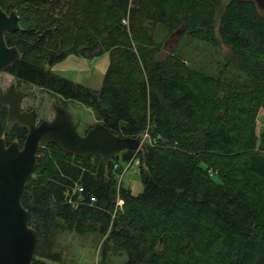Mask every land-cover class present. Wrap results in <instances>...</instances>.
Masks as SVG:
<instances>
[{"label":"trees","instance_id":"16d2710c","mask_svg":"<svg viewBox=\"0 0 264 264\" xmlns=\"http://www.w3.org/2000/svg\"><path fill=\"white\" fill-rule=\"evenodd\" d=\"M68 1L47 7L49 0H15L25 10L21 16L28 21L32 13L36 21L5 35L20 53L5 71L90 108L115 135L135 138L148 128L155 143L145 145L147 170L142 153L128 150L110 160L105 173L100 156L75 157L49 143L80 164L37 157L36 177L21 198L37 233L32 264L52 260L58 222L79 235H106L103 259L111 242L112 251L126 253V264H264V118L256 132L264 109V16L256 2L230 0L217 13L213 0ZM156 25L171 34L183 26L192 38L240 52L244 80L197 72L171 54L160 59ZM41 49L50 50L46 66L71 54H108L101 89L89 90L28 58ZM5 117L0 106V132ZM132 160L139 162L137 172L127 173L140 178L138 194L119 182ZM75 185L80 191L74 193Z\"/></svg>","mask_w":264,"mask_h":264},{"label":"rangeland","instance_id":"374dc122","mask_svg":"<svg viewBox=\"0 0 264 264\" xmlns=\"http://www.w3.org/2000/svg\"><path fill=\"white\" fill-rule=\"evenodd\" d=\"M1 1H3L5 5L9 3L15 4L16 9L23 11V13L25 11L20 9L21 7L15 2V0ZM60 1L61 0L55 2V0H49L46 6L48 7L51 4L56 5L58 2L61 4ZM213 1L217 7V13H220L230 0ZM257 9L259 13L264 16V8L257 6ZM66 10L69 11L67 12ZM58 11L60 10L53 11V9H50V12L53 14H58ZM61 12L71 15L74 14V11L68 9L67 7H63ZM28 16L29 22L26 21V18L23 17L22 14V27H29L36 21V18L32 13H27L26 17ZM216 19H218V16ZM215 23L217 24V21ZM153 36L155 44L160 47V51L158 53V57L160 59H163L171 54L177 59L185 62L191 69L197 72L218 77L222 80H244L242 71V54L238 51L232 50L230 47L224 45H220L219 47L210 46L202 41L192 38L184 31L179 34H171L167 31V29L160 25H156L154 28ZM70 45H72V41L71 39H68V43L65 45L64 49L68 50ZM48 53H50L49 49H41V52L30 55L28 58L30 60H34V62L40 64L52 74L84 86L89 90L98 91L101 89L104 74L109 66L108 54L105 53L103 55L92 57L81 56L80 54H71L64 60L54 65L46 66V59H44V56ZM13 83H15V81L10 74L5 71L0 73V87L2 89H7V87ZM17 85L18 88L25 93L21 101V108L32 110L36 114V118L39 121L52 120L54 116L52 103L65 105L67 111L71 115L77 132L81 135H83L95 122L99 121L94 112L81 103L70 100L64 101V99L52 92L29 83L17 80ZM263 118L264 109L259 112L257 118V133H259V130L263 125ZM11 125L7 124L5 117L2 124L4 132H10L9 129ZM143 135L142 144L149 145L151 135L149 134L148 128L143 132ZM46 155L52 159L54 157L60 160L65 159V162H69L70 164H80V160H76L73 157L68 159L66 157H62L60 151L53 146H49L48 144L39 146V149L37 150V157H43ZM96 161L97 159L94 157L90 160V162L93 163ZM32 176L36 177V173L33 172L30 177ZM119 180V182L123 186L128 187L133 194H138L142 191L143 187L140 182V178L136 175L133 176L126 172L121 178L119 177ZM116 203L118 205L120 202L117 200ZM55 228L59 229L54 232V235L50 239L53 245V248L51 249L53 257L51 261L47 260V264H126V253H116L112 251L113 244L111 242L108 243L106 257L103 259L102 250L103 245L105 244L106 235L101 236L98 233L79 235L72 230L63 229L67 227L63 225L62 222H58Z\"/></svg>","mask_w":264,"mask_h":264},{"label":"water","instance_id":"95a60500","mask_svg":"<svg viewBox=\"0 0 264 264\" xmlns=\"http://www.w3.org/2000/svg\"><path fill=\"white\" fill-rule=\"evenodd\" d=\"M264 8V0H254ZM19 30L18 16L12 11L6 14L0 9V73L20 58L18 49L7 46L6 32ZM184 31L182 26L177 34ZM24 96L13 83L4 93L0 88V105L7 108V121L17 122L28 129L22 147L17 142L9 145L0 138V264H32L37 233L28 225L29 213L22 206L24 187L37 167V150L40 145L56 144L63 152L85 158L98 155L106 165L117 154L140 151L142 167L147 157L146 146L141 136L121 137L113 134L102 122H95L83 135L73 124L70 113L60 105L52 103V120H43L37 126L34 113L21 111Z\"/></svg>","mask_w":264,"mask_h":264},{"label":"flooded vegetation","instance_id":"af4514ba","mask_svg":"<svg viewBox=\"0 0 264 264\" xmlns=\"http://www.w3.org/2000/svg\"><path fill=\"white\" fill-rule=\"evenodd\" d=\"M0 9H2L6 14H9L10 12H12V11H14V12H16V14H17V16H18V24H19V30H17V31H15V32H6L5 33V35L6 34H14V33H16V32H18V31H20V30H23L22 29V26H21V14H20V10L19 9H16L15 7V4H4V2L3 1H0ZM4 35V36H5ZM7 44V43H6ZM15 47V46H14ZM5 71V70H4ZM4 71H2V72H4ZM6 72V71H5ZM11 76V75H10ZM15 81V80H14ZM15 88L17 89V90H20L19 88H18V85H17V81H15ZM12 85V84H11ZM10 85V86H11ZM10 86L9 87H7V89H2L1 87V90H2V92H6L9 88H10ZM24 92V91H23ZM24 95H25V93H24ZM24 97V96H23ZM23 99V98H22ZM22 101V100H21ZM64 101H68V100H65L64 99ZM56 104V103H55ZM56 105H60V106H63L65 109H66V107H65V105H62V104H56ZM1 106V105H0ZM1 107H3L4 109H5V111H6V120H7V108L5 107V106H1ZM20 108H21V103H20ZM67 110V109H66ZM21 111H25V112H33L32 110H30V109H23V108H21ZM34 113V112H33ZM54 113V112H53ZM41 121H43V120H41ZM41 121H39L37 118H36V114L34 113V124H35V126H37ZM7 124H9V125H11V124H13V125H11V127H10V129H9V131L10 132H8V133H6V132H4V130L2 129V131L0 132L1 134H0V138H2L4 141H5V144L6 145H9L11 142H17L18 144H19V146L20 147H22V145H23V143H24V140L21 142V136H23V135H25V137H26V135H27V132H28V129H27V127H25V126H22V125H19L17 122H8L7 121ZM4 132V133H3ZM46 145V144H45ZM39 148V147H38Z\"/></svg>","mask_w":264,"mask_h":264},{"label":"built area","instance_id":"2783aa9c","mask_svg":"<svg viewBox=\"0 0 264 264\" xmlns=\"http://www.w3.org/2000/svg\"><path fill=\"white\" fill-rule=\"evenodd\" d=\"M122 24H123V25H127V20H126V19L122 20ZM143 136H144V135L141 136L142 141H143ZM154 143H155V140L152 139V138H150L149 145H153ZM138 163H139L138 160H134V161L132 160L131 162L125 164V165H124V168H123L122 175L120 176V178H121V177L123 176V174H125V172H127L128 170H131L132 172L136 173L137 171H136L134 168H135V166H136ZM113 169H118V165L115 164V165L113 166ZM77 190L80 191V190H79V187H78L77 185H75L74 193H75ZM69 204H71L74 208L77 207V202H73L72 200H69Z\"/></svg>","mask_w":264,"mask_h":264}]
</instances>
